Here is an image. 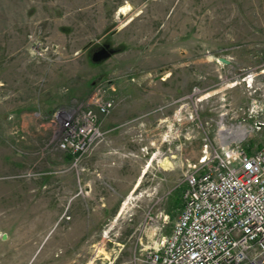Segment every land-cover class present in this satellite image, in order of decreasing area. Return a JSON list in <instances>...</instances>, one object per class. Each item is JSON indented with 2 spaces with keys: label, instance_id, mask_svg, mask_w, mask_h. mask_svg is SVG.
Wrapping results in <instances>:
<instances>
[{
  "label": "rangeland",
  "instance_id": "1",
  "mask_svg": "<svg viewBox=\"0 0 264 264\" xmlns=\"http://www.w3.org/2000/svg\"><path fill=\"white\" fill-rule=\"evenodd\" d=\"M262 68L264 0H0V264H149L207 138L264 145ZM89 108L116 171L58 146Z\"/></svg>",
  "mask_w": 264,
  "mask_h": 264
},
{
  "label": "built area",
  "instance_id": "2",
  "mask_svg": "<svg viewBox=\"0 0 264 264\" xmlns=\"http://www.w3.org/2000/svg\"><path fill=\"white\" fill-rule=\"evenodd\" d=\"M92 103L107 114L114 99L96 96ZM260 112L264 101L247 108L246 115ZM81 118L63 122L58 141L71 155V166L91 153L105 132L93 109ZM246 134L245 127L232 137L218 132L215 146L207 138L186 170L182 205L167 235H160L166 214H147L158 237L146 252L149 264H264V145L248 151L241 144Z\"/></svg>",
  "mask_w": 264,
  "mask_h": 264
},
{
  "label": "crops",
  "instance_id": "3",
  "mask_svg": "<svg viewBox=\"0 0 264 264\" xmlns=\"http://www.w3.org/2000/svg\"><path fill=\"white\" fill-rule=\"evenodd\" d=\"M260 72L264 73V68L260 69ZM238 84H240V82H236V84L234 85H238ZM108 144L109 143L107 142L106 144H103V143L98 144L95 147V150H93L90 154L85 156L84 159L85 160L89 159L93 162H97L99 160L103 166H106V167L112 166L113 167L112 171H116V168L121 166L122 160L126 156H124L125 154H122L123 156L118 155L117 153L115 154L116 151L114 150V148L110 147ZM69 202L72 203L73 200H70ZM70 235H72L73 237H77V234L75 235V231L69 232L68 236ZM72 255H73L72 259L71 257H69V264H76V257H75L76 254L73 252Z\"/></svg>",
  "mask_w": 264,
  "mask_h": 264
},
{
  "label": "water",
  "instance_id": "4",
  "mask_svg": "<svg viewBox=\"0 0 264 264\" xmlns=\"http://www.w3.org/2000/svg\"><path fill=\"white\" fill-rule=\"evenodd\" d=\"M106 46L107 45L99 48L97 51H95L92 54V60L94 62L102 61V60L108 58L113 53V49L107 48ZM219 60L222 61L223 63H228V60L223 58V57H219Z\"/></svg>",
  "mask_w": 264,
  "mask_h": 264
},
{
  "label": "flooded vegetation",
  "instance_id": "5",
  "mask_svg": "<svg viewBox=\"0 0 264 264\" xmlns=\"http://www.w3.org/2000/svg\"><path fill=\"white\" fill-rule=\"evenodd\" d=\"M105 45H107V44H104L103 46H105ZM103 46H102V47H103ZM106 47H107V48H110L108 45H107Z\"/></svg>",
  "mask_w": 264,
  "mask_h": 264
},
{
  "label": "bare ground",
  "instance_id": "6",
  "mask_svg": "<svg viewBox=\"0 0 264 264\" xmlns=\"http://www.w3.org/2000/svg\"><path fill=\"white\" fill-rule=\"evenodd\" d=\"M122 9H124V8H122Z\"/></svg>",
  "mask_w": 264,
  "mask_h": 264
},
{
  "label": "trees",
  "instance_id": "7",
  "mask_svg": "<svg viewBox=\"0 0 264 264\" xmlns=\"http://www.w3.org/2000/svg\"><path fill=\"white\" fill-rule=\"evenodd\" d=\"M71 156V155H70ZM182 204V203H181Z\"/></svg>",
  "mask_w": 264,
  "mask_h": 264
}]
</instances>
